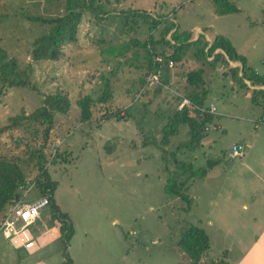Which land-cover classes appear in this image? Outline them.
<instances>
[{
    "label": "rangeland",
    "instance_id": "374dc122",
    "mask_svg": "<svg viewBox=\"0 0 264 264\" xmlns=\"http://www.w3.org/2000/svg\"><path fill=\"white\" fill-rule=\"evenodd\" d=\"M228 1L235 9L216 13L213 0H77L72 6L82 13L75 40L62 45L58 58L34 59L33 40L48 29L39 18L61 14L64 0H0V46L29 79L11 86L0 81V155L13 157L26 186L32 184L25 195L27 187H19L23 201L41 195L34 149H41L52 181L48 202L29 225L38 248L28 253L0 232V264H61L60 233L53 236L51 229L62 222L54 205L71 228L65 249L73 264H192L176 243L191 223L208 238L197 264H237L262 228L258 212L263 215L264 185L244 163L253 156L247 147L253 134L264 131L262 92L230 77V66L241 62H224L221 56L207 62L212 53L197 59L192 46L174 59V48L160 37L170 38L173 28L162 31L170 20L178 31L200 39L205 32L221 33L245 56L246 65L264 74V0ZM147 39L152 45H145ZM197 67L206 88L201 108L210 117L204 118L198 139L179 123L166 142H159L178 96L199 88L185 80V72ZM149 73L167 87L154 88L158 83L146 80ZM106 86L109 96L98 102ZM56 89L69 103L65 112L54 113L45 141L40 124L1 129L9 115L29 112L43 93ZM82 95L92 98L85 120L76 104ZM147 135L163 151L151 140L143 143ZM235 141L243 144L242 155L229 158ZM166 167L178 181L186 176L185 196L166 193ZM200 167H205L201 176Z\"/></svg>",
    "mask_w": 264,
    "mask_h": 264
},
{
    "label": "trees",
    "instance_id": "16d2710c",
    "mask_svg": "<svg viewBox=\"0 0 264 264\" xmlns=\"http://www.w3.org/2000/svg\"><path fill=\"white\" fill-rule=\"evenodd\" d=\"M77 0H64V11L61 14H58L53 17H40L42 21L48 24L47 31L43 32L39 36L35 37L33 40V46L31 48V55L34 59L39 58H58L62 55V45L64 43H69L75 40V28L76 24L79 21L81 16V8L78 6H72V2ZM84 1V0H83ZM92 0H86V3L89 4ZM214 1V11L216 13H224L235 9V6L232 2L228 0H213ZM144 16V15H142ZM171 28L173 30L170 32V38H165L162 34L160 37L163 41L170 45L173 49L171 57L177 59L179 53L188 46H192L191 51L195 58L206 59V56L213 54L212 59L206 60L207 62H212L216 60L218 56L225 61L223 53L216 51L213 53V50L216 47H220L223 52L226 54L227 59L232 61H240V73L237 74L239 67L230 66L231 76L233 81L238 80V82L246 86V82L243 79H247L251 85H264V74L258 73L253 70L251 67L246 65L245 58L243 55L236 53L233 45L229 39L222 34H215L211 43L204 50L205 45L207 44L206 39H200L197 35L195 39L188 40L190 37V31H178L177 27H174V23L170 20V23L162 29L163 32H168ZM150 38V37H148ZM151 40H146V43ZM197 46H193V45ZM149 50V49H148ZM150 51V50H149ZM154 63L149 59L148 68L152 67ZM202 69L201 67L189 69L185 72V80L193 85L199 86L198 89L191 87L188 92L184 95L188 98L189 102L182 104L179 108L175 109L173 113L167 117V121L162 127V134L159 142H166L168 140V135L172 134L175 130V127L179 123H186L189 127V132L191 136L195 138L199 137V131H202V124L204 118L208 119L210 116H205L203 110L199 109L201 107L205 94L206 88L203 87L204 83L201 76ZM0 81L6 86L11 85H25L28 83L29 79L25 72L19 69L17 61L14 57L7 55L6 51L0 46ZM146 82L143 81V89L146 87ZM162 84H156L154 88L163 89ZM254 92L258 90L262 92L264 99V89L262 87H254ZM110 91L108 86L104 87L101 90V93L96 97L98 102H103L108 96ZM173 94V93H172ZM176 96V94H173ZM181 96H178V102ZM253 98V96H252ZM90 102L92 98L89 95H82L76 99V104L79 107V114L81 120L88 119L90 116ZM68 98L64 92L61 90H54L50 92H45L40 97V103L30 110L27 113L23 111L20 113L12 114L8 116L7 123L4 124L1 129H6L9 127H23L24 130L28 126H33V124H40L41 127V138L43 141L46 140L49 128L51 127L53 121L54 113H63L68 107ZM264 109V107H263ZM199 119V120H198ZM204 128V127H203ZM143 140V143H149L151 140L152 143L156 146H159L161 151L163 149L156 142L153 136L147 135ZM192 138V137H191ZM198 139V138H197ZM109 148V147H108ZM107 148V149H108ZM34 152H37V158L35 162V167L37 168V173L34 177L36 187L41 194H47L50 198L52 181L49 178L48 172L44 166L45 158L40 148L34 149ZM162 156H164L162 154ZM167 170V177L164 184V189L166 193L170 196H185L184 194V181L186 176L178 181L172 174V171L167 167L164 169ZM181 173V172H180ZM176 176L178 172H175ZM195 174L194 172L188 173V176ZM205 174V167H200L197 171V175L201 176ZM26 181L24 179V174L21 171L19 163L14 160L13 157H7L6 155H0V212L2 213L5 206L13 199L19 196L20 190L19 187H25ZM48 198V200H49ZM186 199H190L186 197ZM53 211L56 212L58 219H61V222L58 228L60 233L59 239L62 242L63 247V260L61 264H73L71 257L66 251V240L69 235H71V228L68 223H66V214L61 212L57 206H53ZM0 213V216H1ZM177 245L184 251V254L187 256L189 261L192 264H197L201 260V253L208 247V238L202 227L191 223L189 226L184 227L179 233V237L176 241Z\"/></svg>",
    "mask_w": 264,
    "mask_h": 264
},
{
    "label": "built area",
    "instance_id": "2783aa9c",
    "mask_svg": "<svg viewBox=\"0 0 264 264\" xmlns=\"http://www.w3.org/2000/svg\"><path fill=\"white\" fill-rule=\"evenodd\" d=\"M149 75L146 77L148 82L153 81V83L166 86L161 81H158L156 75L153 76L152 73H149ZM188 102L189 100L187 97L181 96L177 108ZM214 108V105L210 103L207 110L212 112ZM199 109L203 110L201 107H199ZM242 148L241 143L232 142L229 146L227 154L230 158L241 156ZM31 185L25 186L27 188L23 190V195H25ZM47 202V194H41L37 198L30 201H23L21 196L16 199H12L5 206L0 216V232L2 236L7 238L8 242L12 246H22L28 251V253L35 251V249L38 248V245L35 241V235H33L29 229V225L37 219L39 209Z\"/></svg>",
    "mask_w": 264,
    "mask_h": 264
},
{
    "label": "crops",
    "instance_id": "0c3cea01",
    "mask_svg": "<svg viewBox=\"0 0 264 264\" xmlns=\"http://www.w3.org/2000/svg\"><path fill=\"white\" fill-rule=\"evenodd\" d=\"M215 34H221V33H214L211 37L206 32L203 33L204 39L207 40V44L205 45L204 50H206L207 46L211 43ZM195 36L197 37V35H190L188 40L195 39L196 38ZM216 48H218L220 51H223L220 47H216ZM226 60L229 62L232 61V60L227 59V57H226ZM233 65L238 66V63H234ZM238 67H239V70H238V73H239L240 65ZM243 80L246 82V84H248V86L251 87V84H249V82L246 81L247 79H243ZM254 87L256 86L254 85ZM260 117H261L260 123L264 124V121H263L264 120V109H262ZM259 131H260L259 135L253 134L254 138L252 137L249 144H247L248 150H251V152L253 153V156H250L249 160H246L244 163H245V167L247 168V170H249L252 173V175H254L257 178V180H259L264 185V138H263L264 131H262V134H261V130ZM242 147H243V144H242ZM251 161L257 165L259 170L251 169V167L249 166L250 165L249 162ZM254 190H255L254 194H256L257 189H254ZM241 206L245 208L246 204L243 203ZM261 209H263L262 210L263 215H260L259 212H258V215L261 216L260 219H262V224H261L262 228L257 234L256 238L253 240V242L249 245V247L245 250V252L239 257V259L236 258L237 264H264V200H263V205ZM257 210H259V208H257ZM55 228L56 227L53 225L51 229L53 236H55L56 234L58 235V230L57 229L55 230ZM32 252H29V253H32Z\"/></svg>",
    "mask_w": 264,
    "mask_h": 264
},
{
    "label": "bare ground",
    "instance_id": "6f19581e",
    "mask_svg": "<svg viewBox=\"0 0 264 264\" xmlns=\"http://www.w3.org/2000/svg\"><path fill=\"white\" fill-rule=\"evenodd\" d=\"M49 198V197H48Z\"/></svg>",
    "mask_w": 264,
    "mask_h": 264
}]
</instances>
